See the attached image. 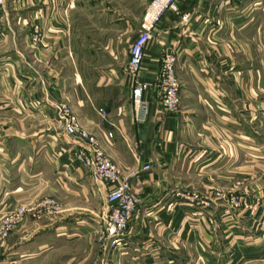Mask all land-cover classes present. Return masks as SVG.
<instances>
[{
  "label": "crops",
  "instance_id": "1",
  "mask_svg": "<svg viewBox=\"0 0 264 264\" xmlns=\"http://www.w3.org/2000/svg\"><path fill=\"white\" fill-rule=\"evenodd\" d=\"M11 2L26 16L23 24L47 30L41 48L31 51L34 58L55 62L77 57L76 22L70 16L75 0ZM103 49L113 57L112 48ZM168 55L175 58L180 102L179 109L170 113L161 106L160 85ZM53 71L51 64L44 76L52 77ZM72 75L73 82L61 76L62 85L67 81L72 86L83 128L124 174L140 172L132 184L138 203L121 244L104 250L88 246L83 255L62 264H99L100 260L101 264H156L163 254L168 264H178L183 252L202 264H222L211 261L212 250L230 254L223 264L253 263L262 250L253 207L264 203V0H178V11L155 27L144 50L138 76L148 83L144 94L148 115L142 124L133 122L129 102L133 78L128 73L117 86H110L116 78L111 71L96 83L97 90H116L123 97L113 118L106 112L108 104L95 114L83 110L82 79L78 73ZM57 87L48 90L50 98ZM40 104L43 112L35 109L38 104L28 103L25 117L11 120L19 128L0 134V213L55 194L63 200V216L71 210L78 214L92 202L96 206L91 213L100 210L102 216L105 187L73 160L74 146L63 130L53 125L44 135L21 130L24 119L28 122L40 114L49 118L51 105L44 100ZM108 133L112 138H107ZM145 164L148 171L141 170ZM244 199L250 207L237 209ZM28 216L15 230L27 233L26 245L6 244L0 264L45 259L55 251V233L71 232L86 239L92 233L84 228L90 214L73 215L65 222L74 224L67 227L64 222L59 230L43 225L40 232L30 230ZM25 249L26 257L20 258Z\"/></svg>",
  "mask_w": 264,
  "mask_h": 264
},
{
  "label": "rangeland",
  "instance_id": "2",
  "mask_svg": "<svg viewBox=\"0 0 264 264\" xmlns=\"http://www.w3.org/2000/svg\"><path fill=\"white\" fill-rule=\"evenodd\" d=\"M12 4L11 0H3L0 4V134L14 133L19 126L11 123V120H16L17 117L19 119L25 117L28 113L26 106L28 103H36L35 107L38 104L35 109L40 111L42 100L51 105V109H47V111H50L49 118L45 114H40V116L31 118L28 122L27 119H24V126H20L21 130L38 135H44L46 128L52 125L58 131L61 130L57 118L58 104L63 102L73 115H77L78 104L75 93L72 92V86L68 85L67 81L62 85L63 79L61 77L63 76L66 80L73 82L72 73H78L82 79L83 110L87 113L93 111L95 114L98 108L103 107L105 109L108 104L111 105L106 110L107 114L109 113L108 116L115 117L118 104L121 106L124 102L121 93H116V90L114 92L105 89L97 90L96 83L99 82L98 80L102 75L106 74L107 71H111L116 75V78L110 83V86H117L123 79V73H128L129 47L133 37L139 32V23L146 8V0H75L70 16L76 22L73 47L78 52L76 53L78 58L74 55L73 61H66L62 58L55 62L39 60V58L36 59L32 56V50L41 48L39 42L45 38L47 30L44 31L38 24L31 27L23 24L26 16L20 15L19 12L13 9L15 7H12ZM107 45L113 49V57L107 55V51L103 49ZM72 52L75 53V51ZM51 64L56 69V71H53L55 74L52 77H45L44 73L48 72ZM64 74L68 76H64ZM55 84L58 85V90L52 94V99L49 97L51 94L49 95L47 92L53 89ZM104 116L101 115V117ZM71 153L73 160L78 162L74 149ZM48 200L54 201V203L49 204ZM62 202L63 200L54 194L38 198L29 203L23 201L18 206L1 212L0 252L6 244L23 242L22 244L26 245L27 233L23 231L18 233L15 230L20 226L22 218L27 213L29 214L28 225L30 230L33 231L37 229L40 232L43 225L48 226L49 224L56 227L52 229L53 231L55 229L59 230L57 227L65 220L74 217L73 215L85 217L87 214H90L91 220H87L88 225H82H84V228L92 230L88 239L81 234L74 237L71 232L67 235L64 231L59 234L55 233L57 238L53 241L54 253L45 257V259L42 256L36 257L31 260L30 264H62L64 259L68 261L70 257L83 255V250L88 246L104 250V248H113L118 245H112L111 240L104 234L100 210L91 213L90 210L91 208L94 210L96 202H92L88 206L85 204L86 210L83 209L78 214L73 210L68 211L67 216H63L65 212L64 203ZM250 205L244 199L242 206L238 202L235 207L237 209L247 208ZM235 207H232L230 212H233ZM253 211L254 214H257L254 216L255 222L253 223L255 224V230L261 233L258 238L262 250L256 254V260L248 264H264V203L255 205ZM30 222L34 225L30 226ZM71 223L67 222V227L74 224ZM5 230L7 233L2 236V232ZM32 250L33 247H31ZM26 251L25 249L24 254L19 253L20 258L26 257ZM185 254V252L179 253L178 264H202L201 260L199 261L191 253L188 256ZM101 255L99 253V257ZM108 255L110 254L107 253L105 257L108 258ZM210 256L211 261L218 260L223 264L228 261L230 254L226 251L216 253L215 250H212ZM1 257L2 254L0 253V259ZM159 257L160 261L156 264H168L165 254ZM101 261L99 264L102 263ZM26 262V259H24L22 263L26 264Z\"/></svg>",
  "mask_w": 264,
  "mask_h": 264
},
{
  "label": "built area",
  "instance_id": "3",
  "mask_svg": "<svg viewBox=\"0 0 264 264\" xmlns=\"http://www.w3.org/2000/svg\"><path fill=\"white\" fill-rule=\"evenodd\" d=\"M3 0H0V4ZM178 11V0H147L146 8L139 23V32L133 37L127 58V71L133 78L130 93V103L133 106V122L142 124L148 115V103L144 94L148 83L142 81L138 73L141 70L144 50L152 36L155 27L170 13ZM187 19V15L182 16ZM174 60L171 55L163 60L161 75V106L166 112H176L179 109V82L174 72ZM57 118L61 129L68 136L75 150L77 161L91 174L92 178L103 184V198L106 211L101 216L104 234L111 244H119L120 239L128 228L129 221L138 203V197L132 192L133 180L138 177L139 170L124 174L117 165L104 153L96 137L83 128L77 116L73 115L66 104L57 106ZM100 113H104L101 109ZM112 138V133L107 134ZM76 148V149H75ZM150 166L145 164L141 170L148 171ZM54 201L48 200V203ZM7 231L2 232L5 236Z\"/></svg>",
  "mask_w": 264,
  "mask_h": 264
}]
</instances>
